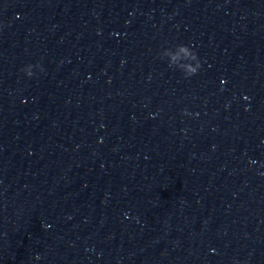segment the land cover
Wrapping results in <instances>:
<instances>
[{
	"label": "clouds",
	"instance_id": "1",
	"mask_svg": "<svg viewBox=\"0 0 264 264\" xmlns=\"http://www.w3.org/2000/svg\"><path fill=\"white\" fill-rule=\"evenodd\" d=\"M176 51L170 52L168 55V67L179 69L183 72L185 77H191L195 75L200 67L201 63L198 59L197 53L189 45L177 44ZM33 67L40 68V65H27L21 71H23L28 77L33 76ZM43 71L42 68H40Z\"/></svg>",
	"mask_w": 264,
	"mask_h": 264
}]
</instances>
